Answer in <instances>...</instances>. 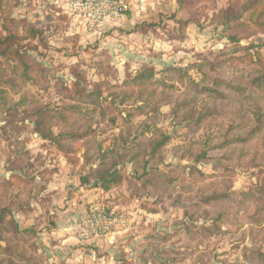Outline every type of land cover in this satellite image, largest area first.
Returning <instances> with one entry per match:
<instances>
[{
    "label": "rangeland",
    "instance_id": "rangeland-1",
    "mask_svg": "<svg viewBox=\"0 0 264 264\" xmlns=\"http://www.w3.org/2000/svg\"><path fill=\"white\" fill-rule=\"evenodd\" d=\"M70 1L0 0V207L11 210L0 247L25 248L0 252V264H56L40 253L56 251L49 221L70 196L88 213L96 199L133 219L121 240L138 257L118 263L264 264V92L237 73L264 67V0H134L146 13L133 6L124 21L95 26ZM234 12L242 18L227 22ZM145 66L153 83L125 84ZM77 77L105 102L68 111L64 88ZM215 80L242 91L221 88L219 100ZM113 164L123 182L108 199L68 188L75 174L81 183Z\"/></svg>",
    "mask_w": 264,
    "mask_h": 264
},
{
    "label": "trees",
    "instance_id": "trees-1",
    "mask_svg": "<svg viewBox=\"0 0 264 264\" xmlns=\"http://www.w3.org/2000/svg\"><path fill=\"white\" fill-rule=\"evenodd\" d=\"M226 20L227 22L231 21V20H239L242 18V12H234L233 14L230 15H226ZM8 34L9 36H7V38H5V40H3L4 42L8 43L10 42L11 44H9V48H13L15 47V40L17 39L16 37H18L16 34L12 33L11 30H9L7 28ZM27 36L24 38H21L20 40H27ZM3 53L5 56L6 52L8 51V49ZM255 46H250V47H244L242 49H244L245 51H247L248 53L250 52L251 49H254ZM240 49V48H238ZM26 54H28V52H25ZM16 54L18 56L19 59L24 58V55L21 56L20 51H18V49L16 50ZM25 54V55H26ZM219 62V66H220ZM207 64H201V65H197L194 64L192 66L191 69H197L198 71H200L201 73L203 72L205 67ZM29 67V66H27ZM258 68L252 69V70H247V72H245V70H241L237 73H239L241 75V77L243 78H248L251 80V84L253 86H255L258 90L263 91L264 92V67L263 66H257ZM29 69V68H28ZM233 71L236 72V68L233 69ZM169 72L171 73H176L180 75V78L185 77L186 74H184V70H182L181 68L178 69H169ZM77 81L75 82V84L73 85V89H69L68 87L64 88L65 93V97L67 100L72 102V105L69 106L67 108L68 111L70 112H74V113H81L83 112L82 109V105H86L87 102H90L92 104L96 103L98 104H103V102H105L104 100L102 101V96L103 93L101 92V90L98 88L97 90L91 92L88 90L87 88V82L84 79H79L77 77ZM155 79V73L154 70H150L147 66H145L134 78H130L129 80H127V82L125 83L126 85H131V86H137L139 88L144 87L145 84H151L153 83ZM65 84V82H62V84ZM215 85L217 86L216 89H210L209 91L211 93H213L215 95V97H217V99H222L223 98V94L220 91L221 88H224L226 90H233L235 92H241L242 89L240 87L234 86L228 82L222 81V80H215L214 81ZM98 87V86H97ZM195 89H197L199 91L198 88L195 87ZM208 91V90H207ZM117 96V95H115ZM116 99L114 98L113 102L110 103L111 106H109V108H115L116 106ZM2 103H5V101L3 100ZM4 105V104H3ZM105 112H103L102 114H104ZM48 117V113L46 111H40L38 113V120L36 122V129L38 132L40 131V128L42 126L43 120L46 119ZM79 137V136H77ZM81 137V136H80ZM56 139L53 136V133H48V135L43 136V140L49 141L51 142V140ZM169 141V138H164L159 144L158 147H163L166 145V143ZM242 141H246V140H242ZM111 154L113 152H110ZM95 170H97V168H95ZM123 170L124 168H117V166L115 164H113V166L111 167L110 170L107 171H103L101 173H96L90 176H83V178H81V185L83 186H88L91 188H100L103 189L105 191H109L112 190L113 188H116L118 186H120L123 182ZM96 172V171H94ZM93 172V173H94ZM91 178H94V180L91 181ZM10 181V179H9ZM11 214V210L7 207H0V227H2V225L5 223V221L7 220V216ZM17 227V226H16ZM17 232V231H16ZM19 233V232H17ZM25 234V233H22ZM25 236V235H24ZM20 241V240H18ZM6 246V247H0V252L3 254H7L8 256L11 257V259L14 258H19L20 256H23L22 252H24L25 248H22L20 246ZM17 249V250H16ZM25 254V253H24ZM13 256V257H12ZM24 257V256H23ZM264 257V256H263Z\"/></svg>",
    "mask_w": 264,
    "mask_h": 264
},
{
    "label": "built area",
    "instance_id": "built-area-1",
    "mask_svg": "<svg viewBox=\"0 0 264 264\" xmlns=\"http://www.w3.org/2000/svg\"><path fill=\"white\" fill-rule=\"evenodd\" d=\"M135 6L139 13H146L143 2L134 4V0H71L67 8L88 16V22L102 25L116 24ZM89 213L76 222L77 239L90 247L93 259H96L97 246L115 248L122 235L133 227V219L116 210H108L96 199H88Z\"/></svg>",
    "mask_w": 264,
    "mask_h": 264
},
{
    "label": "crops",
    "instance_id": "crops-1",
    "mask_svg": "<svg viewBox=\"0 0 264 264\" xmlns=\"http://www.w3.org/2000/svg\"><path fill=\"white\" fill-rule=\"evenodd\" d=\"M127 17L126 15L121 19L125 20ZM80 168V167H79ZM79 171L80 170H76ZM57 178L58 176L55 175ZM76 174L74 175L73 179L74 181H71L69 183H72L71 185H68L69 189H73L77 191V193H82L85 191H89L91 193H94L95 197H102L100 199H104L107 195H110L112 192H105V190L100 188H91L88 186H83L81 183H76ZM38 181H42L41 178H37ZM45 182V185L50 190L51 188V182H48V180ZM64 185H57L53 191H59L60 189H63ZM77 187V188H75ZM61 192V190H60ZM71 202L67 203L66 205L62 203H56L58 206L55 208V211H52V215L55 216L51 221H49V225L53 229L52 237H54V240L57 241L56 246L53 248H56V251H48L46 253L41 252V255L47 256L48 260L49 257L52 258V260H56V264H128L125 261H121V263H118L119 260L129 261L130 257L137 258L138 252L135 254L132 253L129 255V249L128 247L123 246L126 244L127 241H123V237L120 238L117 246L115 248H109L105 246H97L96 248V259H93L90 253V247L88 245L84 246V244H81L75 235H73V227L75 226L76 222L82 218L85 217L88 214V209L84 204L78 203L77 199L78 197L70 196ZM82 199V197H81ZM84 199V198H83ZM110 205H113L112 203H109ZM108 210H116L117 207H107ZM38 224V223H37ZM45 224V223H42ZM39 225V224H38ZM138 227L135 228L134 231H132V236L135 240L139 239L138 234ZM126 238V236H125ZM132 239V237H131ZM44 243L46 242V246H44V249H49L50 245L48 244L47 240H43ZM126 246V245H125ZM72 247V250L71 248ZM123 248V249H121ZM58 249V250H57ZM121 249V250H120ZM118 251V252H117ZM38 252V251H37ZM137 256V257H136ZM46 258V257H45ZM42 259V258H40ZM52 262V261H51Z\"/></svg>",
    "mask_w": 264,
    "mask_h": 264
}]
</instances>
